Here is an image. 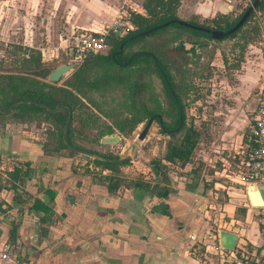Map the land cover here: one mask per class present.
Segmentation results:
<instances>
[{
	"label": "crops",
	"instance_id": "crops-1",
	"mask_svg": "<svg viewBox=\"0 0 264 264\" xmlns=\"http://www.w3.org/2000/svg\"><path fill=\"white\" fill-rule=\"evenodd\" d=\"M8 1L0 2V52L14 41H25L45 56L63 54L73 32L100 33L119 9L145 13L144 0ZM179 1L177 16L187 21L231 11L237 0ZM185 38L190 42L184 49L198 52V37ZM247 49L233 78L224 65V76L212 84L218 88H208L201 140L191 161L179 171L155 174L151 150L144 148L148 136L122 168L134 182L131 189L109 193L102 178L87 173L90 164L84 160L64 151L44 153V139L26 132L27 124L0 125V178H7L1 170H11V163L26 170L17 190L2 192L8 210L0 219V241L9 238L16 244L18 258L0 264H226L214 253L215 245L230 253L228 259L241 251L257 252L264 206L251 205L248 185L239 183L235 174L238 153L256 121V93L264 83V39ZM156 132L160 139L158 128ZM113 134L124 138L117 132L107 135ZM163 153L164 145L159 159ZM255 187L264 189V184ZM208 229L213 238H206ZM189 235L205 249L200 260L189 251Z\"/></svg>",
	"mask_w": 264,
	"mask_h": 264
},
{
	"label": "trees",
	"instance_id": "trees-1",
	"mask_svg": "<svg viewBox=\"0 0 264 264\" xmlns=\"http://www.w3.org/2000/svg\"><path fill=\"white\" fill-rule=\"evenodd\" d=\"M179 3V0H144V14L128 11L134 25L132 32L120 38L109 37L110 49L107 54L87 57L61 82H48L46 77L57 65L70 63L65 52H49L45 56L40 49L25 41H14L1 49L0 108L7 109L20 101L34 103L21 104L9 114L0 113V120L8 118L22 124L39 121L46 126L47 138L54 147L50 151L48 144L43 142L41 147L44 153L57 154L65 151L69 156L84 160L86 165L93 164L100 170H108L110 174L102 180L107 192L114 193L120 188L134 187L133 180L122 173V168L130 161H91L67 147L62 135L68 112L71 114L67 127L69 146L97 153L107 159H116L118 155L109 150L98 151L94 147L81 145L79 139L87 140L90 146H95L100 145L101 137L114 132L128 138L139 124L153 114H158L162 121L158 132L166 136L167 140L162 158L151 161L157 167L155 174L164 175L168 171L181 170L191 161L193 150L201 140L202 122L196 125L188 117V112H185V106L200 99V89L194 78L203 73L197 68L201 57L196 54L206 50L207 45L196 42L198 52L193 48L185 50L183 44L186 34L180 31L189 28L174 22L148 35L133 38L165 22L180 20L177 16ZM237 6L239 11L235 8L213 17H192L186 22L208 29L228 30L240 19L247 7L245 4ZM256 11L264 13V0ZM189 30L195 33V37L211 40L207 33ZM260 36L261 22L254 17L253 12L237 31L222 39L233 40L231 50L238 49L236 61L227 62L225 59V64L228 63L225 67L238 69L247 45L258 42ZM149 38H155V41ZM210 61L207 66H210ZM184 99L187 101L183 104L181 102ZM111 103L114 107L109 108ZM38 104L51 109L57 104L61 106L52 113ZM6 161L7 164L10 162L8 159ZM11 165V170H1L7 178H0V191L17 190L18 184L26 176V170L15 163ZM87 173L100 177L99 171L88 169ZM141 187L154 189V185L144 183H141ZM7 210L6 203L1 201L0 216ZM7 224L12 225V222ZM204 251L203 246H198L197 260L201 259Z\"/></svg>",
	"mask_w": 264,
	"mask_h": 264
},
{
	"label": "built area",
	"instance_id": "built-area-1",
	"mask_svg": "<svg viewBox=\"0 0 264 264\" xmlns=\"http://www.w3.org/2000/svg\"><path fill=\"white\" fill-rule=\"evenodd\" d=\"M263 17L264 14H258ZM264 21V20H263ZM263 23V22H261ZM134 30V25L129 18L127 10L119 9L114 15L111 22L100 33L93 34L91 32H73L69 39V45L65 48V54L69 57L70 63H79L92 55L107 54L110 49L109 37L120 38ZM257 105L255 109L256 121L252 128V135L247 139V145L238 153L239 159L237 164V172L235 178L244 186L264 184V83L257 90ZM90 171H99L100 177L103 179V172L108 170H100L95 165L90 164ZM2 192L0 191V202L4 201ZM3 217V216H2ZM0 216V219H2ZM216 218L213 217L212 223L216 225ZM262 237L257 252L250 254L247 251H241L233 254L228 259L229 252L224 251L219 245L213 248L214 253L221 262L226 264H264V211L261 216ZM214 233L211 229L206 232V238H213ZM192 241L189 245V251L192 255L197 256L195 237L188 236ZM18 258V248L9 238L0 241V262L15 261Z\"/></svg>",
	"mask_w": 264,
	"mask_h": 264
},
{
	"label": "rangeland",
	"instance_id": "rangeland-1",
	"mask_svg": "<svg viewBox=\"0 0 264 264\" xmlns=\"http://www.w3.org/2000/svg\"><path fill=\"white\" fill-rule=\"evenodd\" d=\"M252 0H237L236 3L234 4V7L232 10H234L236 8L237 11H239V8L237 5L239 4H245V5H249L251 3ZM0 2L3 4V5H8V0H0ZM4 2H7V4H4ZM229 10V9H227ZM230 12V11H228ZM226 12V13H228ZM260 12L258 11H254V17L257 18L260 22H262V18L263 17H259L258 14ZM261 14V13H260ZM264 14V13H262ZM173 28V27H171ZM180 32H183V34H186V37L187 36H190V37H195V33H193L191 30L189 29H181ZM155 39V38H154ZM153 38H149V40L151 41H155ZM198 41L197 42H200V43H205L206 45H210L209 48H207L206 50H203V51H199L198 55L200 58L198 64L199 66L197 67L198 70L201 71L202 76H195L194 78V82L195 84H197V88H199V92H200V99H198V101L196 103H191L189 106H188V110L187 112H192L193 116L192 115H189V118H192V120L195 122L196 125H199L200 122H201V116H202V113L203 112V107L205 105L204 101L206 100V93L208 90V88L210 89V87H217V86H213L212 84H215L216 81L218 79H220L222 76H224V65L225 66H228V63L225 64L224 60L226 59L227 62H235L236 59L238 58V49H234V50H231L233 49L232 48V44H233V40H230V39H226V40H222V41H219V42H216V41H213V40H209V39H205L203 37H198L196 38ZM260 40L258 42H255V43H250L252 45L256 44V43H259L261 42L263 39H264V23L262 24L261 23V36L259 38ZM190 41H187V38H184V43H187L189 44ZM248 44V45H250ZM248 45L244 51V56H243V59L241 62L244 61V58H245V54H247V48H248ZM211 60L210 62H214V65H206L208 63V61ZM228 71V78L229 79H232L233 78V75L235 73V70H237L236 68L234 67H229L228 69L226 68L225 71ZM207 79H210V80H207ZM211 84V86L209 85ZM218 88V87H217ZM213 89V88H211ZM214 92H215V89H214ZM184 102L187 101V99H184L183 100ZM109 108H112L114 107L113 104H109L108 105ZM12 122V119H4V120H0V125H5L6 123H11ZM144 122H142L141 124H139L137 126V128L135 129V131L132 133V135L128 138H122V137H119L120 138V141L115 144V145H108V144H100V145H97L98 147H95V146H90L89 145V142L87 140H84L82 141L81 139H79V143L82 145L84 144L85 146H88V147H94L95 149H97L98 151H106V150H109L111 152H113V154H116V155H119L122 153V149L125 150L124 148H128L131 144V142L134 140L136 134L139 132V130L141 129V127L143 126ZM45 128L46 126L41 124L39 121H36V122H33V123H30V124H27V127H26V132L30 133L32 135V137H37V139L40 137L42 140L44 139V142L46 144H48V148L50 149V151H52V148L53 145L50 144L51 142H49V138H47V134L45 132ZM158 128V125L155 124L153 125V129H152V132L154 133V136L152 135H149L150 139L149 141H147V143H145V150H151L150 152V156H148L151 161H154V160H158L159 159V156H160V152H161V148L163 145H165V142L167 140V137L166 136H162L161 135V138L160 139H157L156 136H157V132H156V129ZM89 130H86V132H88ZM151 132V133H152ZM86 134H84L85 136ZM90 136V135H89ZM89 139V138H88ZM65 152V151H64ZM50 154H52V152H50ZM76 160H79L78 158H76Z\"/></svg>",
	"mask_w": 264,
	"mask_h": 264
},
{
	"label": "water",
	"instance_id": "water-1",
	"mask_svg": "<svg viewBox=\"0 0 264 264\" xmlns=\"http://www.w3.org/2000/svg\"><path fill=\"white\" fill-rule=\"evenodd\" d=\"M262 1L263 0H252L251 3L244 9L240 19L234 24L233 27H231L228 30L208 29V28H203L201 26H195V25L188 24L186 21H183V20H175V21L165 22L160 26L152 27V28H150L144 32L137 34L133 38L148 35L154 31L158 30L159 28L168 26L169 24L174 22L179 26H183V27L195 30V31L207 33V34H209L211 40L219 41V40H222L226 37H229L231 34H233L235 31H237L243 25V23L247 20V18L255 10H257L260 7V4ZM223 10H224L223 12H225V13L228 12V10H225V9H223ZM120 52H121V49H120ZM76 66H77V63L59 64L48 74V76L46 77V80L48 82H61L72 73V71L76 68ZM31 103H34V102H31V101L16 102V103H13L12 105H10L7 109H1L0 108V113L1 114H9L12 112V110L15 107H17L21 104H31ZM38 105L40 107L44 108L46 111L52 112V113L56 112L58 110V108L61 106V104H57L53 109H51L49 106H46L43 104H38ZM70 117H71V114H70V112H68V117H67V120H66L65 125H64L62 140L65 143V145L67 147L71 148L73 151H75L76 154H78L79 156L88 158L91 161H110V162H112V161H115V162L131 161L136 157L137 150L139 149L141 144L144 142V140L151 133L153 125L157 124L160 127L162 126L161 117L159 115L151 116L150 118H148L145 121V123L143 124V126L141 127L139 132L136 134L134 140L131 142L130 146L124 152L119 154L116 159H107V158H103L102 156L98 155L97 153L87 152V151L69 146V144L67 143V127H68V124L70 121ZM155 120H157L156 123H155ZM179 127L176 130H178ZM119 141H120V138L116 134L106 135V136H103L100 138L101 144L115 145ZM246 194H247L249 202L251 203L252 206H256V207L264 206V199H263L264 189H262L260 187H255L254 185H248V187L246 189ZM2 232H3L2 228L0 227V238L2 236Z\"/></svg>",
	"mask_w": 264,
	"mask_h": 264
},
{
	"label": "flooded vegetation",
	"instance_id": "flooded-vegetation-1",
	"mask_svg": "<svg viewBox=\"0 0 264 264\" xmlns=\"http://www.w3.org/2000/svg\"><path fill=\"white\" fill-rule=\"evenodd\" d=\"M181 103L184 104L185 102L182 101ZM187 110H188V106H185V112H187ZM154 115H158V114H153L152 116H154ZM149 118H150V117H149ZM147 119H148V118H147ZM147 119H146V120H147ZM146 120H145V121H146ZM145 121H144V123H145ZM156 122H157V120H155V123H156ZM159 127H160V126H158V128H159Z\"/></svg>",
	"mask_w": 264,
	"mask_h": 264
}]
</instances>
